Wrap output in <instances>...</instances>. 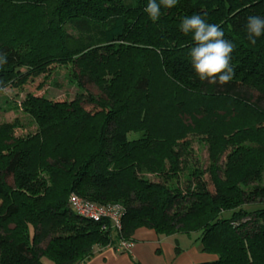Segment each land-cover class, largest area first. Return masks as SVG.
I'll list each match as a JSON object with an SVG mask.
<instances>
[{
    "label": "trees",
    "instance_id": "1",
    "mask_svg": "<svg viewBox=\"0 0 264 264\" xmlns=\"http://www.w3.org/2000/svg\"><path fill=\"white\" fill-rule=\"evenodd\" d=\"M147 3L0 0V88L67 65L98 91L28 93L35 130L0 124V264H82L139 228L196 234L217 255L199 264H264V35L252 45L246 28L264 0H179L156 22ZM194 14L236 46L224 85L191 66L180 24ZM191 136L206 143V166L190 162ZM72 193L121 206V230L75 214Z\"/></svg>",
    "mask_w": 264,
    "mask_h": 264
},
{
    "label": "clouds",
    "instance_id": "2",
    "mask_svg": "<svg viewBox=\"0 0 264 264\" xmlns=\"http://www.w3.org/2000/svg\"><path fill=\"white\" fill-rule=\"evenodd\" d=\"M179 0H148L144 9L151 21L156 22L161 16V5L164 8L176 6ZM180 28L185 35L193 34V46L188 55L196 76L201 81L224 85L234 78L235 70L231 63V54L235 44L224 38V31L219 24L207 23L200 15L194 14L183 18ZM247 33L250 44L255 45L256 39L264 35V18L249 16ZM159 51V50H157ZM3 82L0 81V84ZM7 89L0 88V92Z\"/></svg>",
    "mask_w": 264,
    "mask_h": 264
},
{
    "label": "rangeland",
    "instance_id": "3",
    "mask_svg": "<svg viewBox=\"0 0 264 264\" xmlns=\"http://www.w3.org/2000/svg\"><path fill=\"white\" fill-rule=\"evenodd\" d=\"M47 75V76H46ZM46 75H40L29 82L23 88H11L6 92H0V124H15L16 135H26L35 130L36 125L30 116L22 111V103L28 93L42 95L47 99L55 101L73 100L77 93L85 92L87 89L93 94H97V89L93 85L81 87L72 76L70 66L53 65ZM41 85V88L38 86ZM191 157L190 162L198 160L201 166L207 164V146L200 138L191 136ZM194 157V159H192ZM145 176L153 181H159V178L145 172ZM11 181V178L8 180Z\"/></svg>",
    "mask_w": 264,
    "mask_h": 264
},
{
    "label": "crops",
    "instance_id": "4",
    "mask_svg": "<svg viewBox=\"0 0 264 264\" xmlns=\"http://www.w3.org/2000/svg\"><path fill=\"white\" fill-rule=\"evenodd\" d=\"M196 234L159 235L152 229H137L129 251L113 246L96 248L82 264H199L217 255L201 250Z\"/></svg>",
    "mask_w": 264,
    "mask_h": 264
},
{
    "label": "built area",
    "instance_id": "5",
    "mask_svg": "<svg viewBox=\"0 0 264 264\" xmlns=\"http://www.w3.org/2000/svg\"><path fill=\"white\" fill-rule=\"evenodd\" d=\"M68 205L78 216L96 223L102 222V230H107L109 228L116 232L121 230L122 210L119 205L100 206L86 201L74 193L69 195ZM131 245V241L121 240L120 245L116 249L129 251Z\"/></svg>",
    "mask_w": 264,
    "mask_h": 264
}]
</instances>
